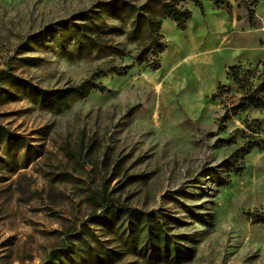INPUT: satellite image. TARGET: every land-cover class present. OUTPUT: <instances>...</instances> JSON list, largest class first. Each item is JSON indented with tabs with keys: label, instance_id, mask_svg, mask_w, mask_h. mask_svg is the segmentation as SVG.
Segmentation results:
<instances>
[{
	"label": "rangeland",
	"instance_id": "obj_1",
	"mask_svg": "<svg viewBox=\"0 0 264 264\" xmlns=\"http://www.w3.org/2000/svg\"><path fill=\"white\" fill-rule=\"evenodd\" d=\"M119 1L0 0V71L26 82H0V125L20 137L9 149L0 139V264H43L67 243L54 264H168L123 251L99 222L111 203L175 216L167 229L187 251L179 264H264V223L247 214L264 213V149L242 157L249 137L264 139V108L219 126L238 96L229 66L218 82L231 91L204 95L185 68L161 66L163 8L152 16L150 37L137 40ZM230 3L248 15V0ZM251 6L252 26L264 31V0ZM262 61L243 63V75L254 78ZM85 79L107 90L63 113L35 102L31 87ZM22 143L31 145L29 157Z\"/></svg>",
	"mask_w": 264,
	"mask_h": 264
},
{
	"label": "trees",
	"instance_id": "obj_2",
	"mask_svg": "<svg viewBox=\"0 0 264 264\" xmlns=\"http://www.w3.org/2000/svg\"><path fill=\"white\" fill-rule=\"evenodd\" d=\"M180 1H192L202 10L204 9L205 0H168L163 6L157 5L155 0H147L142 5H137L135 0H121L119 1L120 8L124 11L125 16L131 20V28L128 31V36L141 40L150 37V29L152 27V16L163 8L167 17L175 20L180 28H184L186 22L190 19L192 12L187 8L178 6ZM215 3H225L230 8V0H212ZM249 4L247 11L252 25H255L256 11L251 6V3H257L260 0H248ZM159 6V7H158ZM86 30H92L91 27L85 25ZM61 49L65 50L63 54L68 56V51L64 44H61ZM162 45L154 51L158 55L163 52ZM261 68L258 74L253 78L248 75H243L246 71L243 64H234L228 67V77L232 78L237 84V97L230 103V107H226V111L219 126L224 125L233 116L239 115L241 112L247 111L251 108H264V60L260 62ZM159 65L156 64L155 68ZM8 81L13 84H23L26 82L18 80L17 76L8 71H0V82ZM35 96V102L41 107L55 113H63L69 109L71 105L79 100L88 97L92 91L100 90L106 91L105 85L99 84L92 79H85L77 85H72L62 89L47 90L40 87H31ZM231 91L224 83H219L216 91L212 94L213 98L224 97ZM3 92V87L0 85V95ZM246 127L252 131L255 129L250 125L247 119L243 120ZM260 133V132H259ZM20 138L12 131L0 125V139L4 140L7 148L11 147L14 139ZM249 137L246 145L243 146L242 157L258 148L264 149V139L261 141ZM25 148L23 156L29 157L32 153L31 145L29 143L21 144ZM242 168L238 170V173ZM105 212L100 215L101 225L110 230L117 236L118 241L123 251L134 254L146 260H160L168 264H179L182 262L184 256L187 254L185 246L175 239L174 235L170 234L168 227L178 219L175 216L160 213L158 210L143 211L138 208L114 206L112 203L105 207ZM253 222L264 223V213L248 212L247 213ZM129 220L127 225L123 220ZM73 237L84 240L81 233H76ZM71 242V241H70ZM70 244L67 243L63 248L52 250L47 260L43 264H54L55 260H60L62 255L69 250ZM104 258L110 259L108 250H104ZM104 259V261L106 260Z\"/></svg>",
	"mask_w": 264,
	"mask_h": 264
},
{
	"label": "crops",
	"instance_id": "obj_3",
	"mask_svg": "<svg viewBox=\"0 0 264 264\" xmlns=\"http://www.w3.org/2000/svg\"><path fill=\"white\" fill-rule=\"evenodd\" d=\"M188 9L192 15L184 28L170 17L160 24L167 44L161 55L165 70L185 68L196 89L207 95L216 90L226 67L264 60V31L252 26L249 14L241 16L211 0L204 1L203 10L194 2Z\"/></svg>",
	"mask_w": 264,
	"mask_h": 264
}]
</instances>
